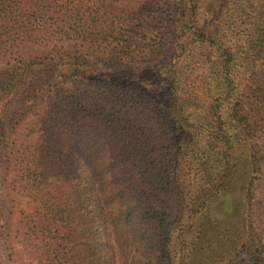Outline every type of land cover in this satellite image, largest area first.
Instances as JSON below:
<instances>
[{
  "label": "trees",
  "instance_id": "16d2710c",
  "mask_svg": "<svg viewBox=\"0 0 264 264\" xmlns=\"http://www.w3.org/2000/svg\"><path fill=\"white\" fill-rule=\"evenodd\" d=\"M55 1L0 0V62L19 50L22 41L16 44L17 37L31 41L55 34L77 41L82 37L87 44L61 71L62 59L56 54L27 61L20 50L4 64L8 68L0 82V141L16 104L21 105L26 136L35 137L27 179L45 191L33 213L36 218L23 225L33 255L46 256L48 264H143L158 253L153 264H171L167 211L148 204L152 189L166 190L168 173L156 169L143 142L149 141L147 110L156 95L181 93L175 79L198 75L203 84L197 93L217 96L206 111L224 109L214 115L218 136L206 128L182 132L178 109L169 110L172 132L187 134L180 136L177 156L183 157L185 150L195 178L205 173L209 177L202 178L210 183L224 173H250L253 186L261 166L254 155L255 140L264 134V0H90L88 7L87 0H63L61 16L62 7ZM45 13L51 25L44 22ZM71 14L80 16L76 27L70 24ZM58 17L67 19L66 26ZM50 26H56L55 31ZM240 71L246 84L231 103L229 88ZM44 76L55 78V83L46 88L33 84ZM65 77H77L82 87L75 92L60 88L57 79L64 86L71 83ZM225 112L235 123L233 132L222 121ZM244 147L246 152L238 156L236 151ZM87 149L94 150L96 158H87ZM202 160L206 162L201 166L216 164L214 170H197L196 162ZM7 163L4 182L11 160ZM118 179L128 185L112 186L106 193ZM84 185L92 186L87 196ZM81 199L86 205H79ZM13 227L0 230V252L3 244L12 242ZM261 245L249 264H264V242Z\"/></svg>",
  "mask_w": 264,
  "mask_h": 264
},
{
  "label": "rangeland",
  "instance_id": "374dc122",
  "mask_svg": "<svg viewBox=\"0 0 264 264\" xmlns=\"http://www.w3.org/2000/svg\"><path fill=\"white\" fill-rule=\"evenodd\" d=\"M55 2L62 7V9L59 8L61 11L58 14L61 16L65 10L64 1L56 0ZM90 3V0H87V7L90 6ZM79 18L80 16L71 14L70 24L76 27ZM49 19L50 14L45 13L43 20L47 25H51ZM56 19L61 26H66L67 19L65 17ZM50 27V31H55L56 26ZM23 38L17 37L16 44L22 41L19 50L11 52L5 57V60H2L3 62H0V82L3 81L8 68L4 64L11 63L16 57L15 54H19L20 50L23 59L27 61H40L48 59L51 54H56L59 59H62L58 63V70L61 71L62 67L66 69V63L73 59L72 56L76 52L87 49V44L81 40L82 37L78 38V41L75 38L71 39L70 36L65 38V36L61 37V35L55 34L40 35L39 38L31 41H23ZM172 57L173 52L170 53L169 58ZM181 76V79H175L177 85L181 87V93L177 97L172 93L167 95V92L165 95L158 94L156 95L158 99L153 107L151 106L147 110L148 114L145 120L148 121L146 134L149 141L148 143L143 141L151 154L156 169L162 173L165 171L168 173L165 180V183H168L165 187L166 190L155 192L152 189L148 194V204L162 207L167 211L166 215L171 226L166 247L167 257L171 264H249L255 251H261V244L264 242V134L261 137L257 136L258 138L255 140L254 155L259 158L261 166L260 173L257 175L258 177L260 174V178L254 179L253 186H250L252 183L249 180L252 175L250 173H248L249 175L238 173L236 176L229 175L228 177L223 176L226 174L224 173L220 177H215V182L210 181V183L202 178L209 177L205 173L196 178L193 177L192 162L188 160L185 162V150L183 157L177 156L180 136L185 138L187 134L182 136L172 132L168 111H172L174 108L178 109L177 119L182 132L195 131L198 133L199 131L200 133L202 132L200 129L206 128V131L211 129L214 137H217L218 131L215 130L214 122L218 123L219 120L214 115L224 109L216 108L212 112L206 111L205 107L217 97L216 94L213 93L214 96L207 93L199 94V88L202 87L203 81L198 75L186 73ZM50 77L44 76V78L36 79L33 84L41 85L43 88L49 87L48 84L55 83V78ZM65 78H68L71 83L64 86L62 81L57 79L56 82H60L58 84L60 88L75 92L82 87L80 85L82 82L77 77ZM50 80L51 82H49ZM245 84L244 75L240 71L232 80L229 88L231 103H234V95L239 93L240 87ZM66 95H70V93L68 92ZM153 96L155 95L150 97ZM63 97L65 95L61 94L60 98ZM176 103H179L178 107ZM16 106V111L13 112L7 125L6 136L0 141L2 144L0 149V205H4L3 217L0 216V230H3L2 227L5 225L14 224L12 242L2 245L0 260L2 264H48L46 256L33 255L34 250L31 249L28 242L27 228L23 227L28 223V220L36 218L33 213L40 205L41 196L45 191L42 186L33 184L27 179L28 171L32 169V161L35 157L33 155L35 137L28 138L26 136L25 126L21 123L22 117L26 115V110L21 114L18 110L21 105L16 104ZM226 114L225 112L222 121L226 120L225 128L228 132H233L232 127H235V123ZM246 150L247 148L244 147L242 150L238 149L236 153L238 156L240 154L242 156ZM257 150L261 151V155L256 153ZM93 151L92 149L85 151L87 158H96ZM31 154L32 156H30ZM178 157L183 158L182 167L177 163L179 162ZM8 160H11V168L9 176L4 182V170L8 165ZM204 162L206 160L196 162L197 170H203L206 166L208 171L209 169L214 170L216 164L207 163L201 166ZM239 162L243 166L242 158ZM241 171L240 169L239 172ZM138 179L136 177V180ZM115 182L114 185L107 187L106 193L112 189V186L116 189L128 185L125 180L118 179ZM91 188V185H84L86 196L87 189ZM99 189L105 188L100 186ZM109 202L113 201L109 199ZM79 205H86V203L81 199ZM231 240L233 242L227 244ZM223 247H227L228 250L225 252ZM131 250L129 249V252ZM156 256L154 258L150 255V258L143 264H153L154 260L156 262L159 259ZM148 260L150 263L147 262Z\"/></svg>",
  "mask_w": 264,
  "mask_h": 264
}]
</instances>
